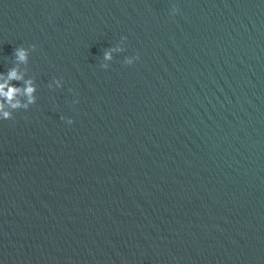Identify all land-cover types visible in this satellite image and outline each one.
Instances as JSON below:
<instances>
[{
  "label": "clouds",
  "instance_id": "clouds-1",
  "mask_svg": "<svg viewBox=\"0 0 264 264\" xmlns=\"http://www.w3.org/2000/svg\"><path fill=\"white\" fill-rule=\"evenodd\" d=\"M178 11L175 7L173 8V12ZM126 39L122 38L123 40ZM36 46L32 45L31 48L34 49ZM124 48L121 46H117L114 48H109L104 52L103 59L104 61H111L113 59L114 52H123ZM15 56L17 61L27 63L29 59V50L24 47H18L15 49ZM134 59H138V57H126L125 63L131 65L134 62ZM101 67L107 69L109 65L104 63ZM23 76L18 74L16 68H12L9 70L7 74V79L0 83V119L10 120L13 119V112L5 109V104H7L11 109H28L30 105L36 103V91L37 88L32 79L25 81V86L23 88L16 87L12 85L10 81L13 80H22ZM56 87H61V81H55ZM24 96L27 98L26 102H22L18 97ZM68 124L73 123V121L69 118L67 120Z\"/></svg>",
  "mask_w": 264,
  "mask_h": 264
}]
</instances>
